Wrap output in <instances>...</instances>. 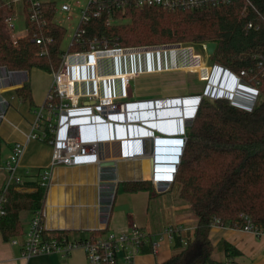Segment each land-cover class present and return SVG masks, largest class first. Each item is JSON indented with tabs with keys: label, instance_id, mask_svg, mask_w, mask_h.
I'll use <instances>...</instances> for the list:
<instances>
[{
	"label": "trees",
	"instance_id": "16d2710c",
	"mask_svg": "<svg viewBox=\"0 0 264 264\" xmlns=\"http://www.w3.org/2000/svg\"><path fill=\"white\" fill-rule=\"evenodd\" d=\"M42 5L45 14L41 25L26 21L27 33L13 39L5 23L13 6L0 0V65L8 70L38 68L52 73L59 68L65 28L54 20V2ZM115 16L128 17L130 21L106 26L105 17L92 18L85 26V39L70 45L69 51L88 49L93 37L99 41L104 37L109 46L116 42L119 47L214 42L212 61L234 74L242 70L258 72V96L251 110L233 105L226 98L200 99L186 127V140L173 177L179 185L180 198L190 204L196 215L197 225L185 245L175 236L177 251L156 263L222 264L212 258L209 230L214 223L242 229L246 216L254 227L264 230V76L256 69L258 63L264 64V0L174 11L127 7ZM32 32L50 38L46 53H40V45L32 41ZM17 94L31 101L29 83L24 82ZM122 185L129 192L152 189L149 181H126ZM20 187L33 190L11 186L5 192L0 233L6 241L22 233L19 211L41 209L47 191L39 182L21 183ZM48 233L67 236L63 231Z\"/></svg>",
	"mask_w": 264,
	"mask_h": 264
},
{
	"label": "crops",
	"instance_id": "0c3cea01",
	"mask_svg": "<svg viewBox=\"0 0 264 264\" xmlns=\"http://www.w3.org/2000/svg\"><path fill=\"white\" fill-rule=\"evenodd\" d=\"M50 2L49 0H42ZM60 14H63L60 10ZM73 17L75 14L73 12ZM73 18V19H74ZM73 21V20H72ZM180 49L178 47L177 51ZM166 52V51H165ZM196 58L198 56H195ZM198 59V58H197ZM113 60V61H112ZM110 62L101 63L98 73H131L127 79L115 77L113 80L99 81L98 88L102 93L112 94L121 90L123 82L137 75L146 73L153 67H164L165 62L149 65L147 58L138 66L127 65L112 71ZM143 63L145 65H143ZM200 69H191V68ZM183 71L191 76L198 74L202 79H210L212 85H219L222 89L210 86L216 96L233 97L237 94L234 86L227 83L225 68L211 73L202 61L182 67ZM204 68L205 75L200 71ZM35 70L34 78L29 77V71L11 77L9 80H0V96L8 101L4 111V119L0 122V164L11 152L15 142L25 140V134L30 131V125L35 119V110L44 102L53 78L52 74ZM153 70V69H152ZM207 70V71H206ZM197 71V73H196ZM194 73V74H193ZM91 75L87 71L84 75ZM29 83L31 101L22 99L17 90L23 87L25 80ZM88 87L94 82H87ZM89 89H93L89 88ZM224 89V90H223ZM241 89V90H240ZM239 92L242 90L238 87ZM128 95L127 86L124 90ZM234 93V94H233ZM213 94V93H211ZM245 93H238L239 98H247ZM247 94V93H246ZM198 95V94H197ZM185 96H177L181 98ZM175 98V97H173ZM173 98L127 100L130 102V114L127 121L121 123L117 118L112 127V135L121 138L103 144V161L114 160L113 167H99V164L80 163L77 165H56L50 171V184L47 187L43 202L45 212L44 225L50 232H65L71 240H81L103 235L111 231H124L131 224H136L153 239H156L163 228L173 226L176 228L180 240L188 241L193 235L197 225V217L191 206L179 196V185L171 182L167 188L158 191L151 184V190L126 191L122 183L126 181L141 180L142 173L149 171V141L139 140L147 137L148 133L165 137H178L186 132V124L181 119L179 103ZM189 99V98H188ZM191 99V98H190ZM188 104L183 100L184 116ZM180 110H175V108ZM167 116V118H162ZM135 128V129H134ZM144 135V136H140ZM124 153L125 156H124ZM52 147L45 141L29 140L26 142L24 154L16 173L23 180L22 183H38L39 174L51 161ZM101 171V174H100ZM6 179V171L0 170V192ZM142 181V180H141ZM144 181V180H143ZM16 189L32 191L33 188H22L13 185ZM28 210L29 216L23 214ZM32 210L19 211V220L28 223L22 225V233L16 238L18 243H11V239L4 240L0 233V264H87L85 253L81 248L75 249L67 256L59 253L39 254L29 258L21 257V245L24 235L29 227ZM209 239L212 244V258L222 264H264V234H256L241 228L213 224L209 230ZM143 252L136 255L132 264H156L168 259L177 250L174 248V238L165 236L160 244L152 249L144 245ZM119 264H126L120 260Z\"/></svg>",
	"mask_w": 264,
	"mask_h": 264
},
{
	"label": "built area",
	"instance_id": "2783aa9c",
	"mask_svg": "<svg viewBox=\"0 0 264 264\" xmlns=\"http://www.w3.org/2000/svg\"><path fill=\"white\" fill-rule=\"evenodd\" d=\"M4 1L8 5L13 6L12 15L7 17L5 21L13 39V19L17 15L14 8L16 4L20 3L22 6L26 33V21L37 26L41 25L45 14L42 9L44 1ZM234 1L240 0H86V4L81 7L79 6V0H73L72 2L62 4L60 10L64 14V21H72L74 18L73 6L80 8L77 17L78 24L71 36L70 46L81 43L85 39V26L92 18L105 17V25L110 26L120 22L121 18L115 15L123 13L127 7H159L171 11L193 10L208 6L228 5ZM54 20L60 24L57 22L56 17ZM247 27L251 28L252 24L248 23ZM31 39L40 45V53H46L45 46L50 41L49 37L40 36L32 32ZM101 39L103 40L99 41L96 37L91 38L88 42V49L84 51L70 52L69 49L64 51L59 68L51 73L53 78L52 84L46 93L43 104L35 110V119L30 125V131L25 134V140L23 142H15L9 155L0 164V170L6 171V179L0 192V217L5 214L3 208V204L6 202L5 192L11 186L20 185L23 182L21 177L17 175L16 170L20 166L27 141L34 139L45 141L52 147L51 161L39 174V184L47 188L50 184V171L52 167L56 165L71 166L80 163H94L98 165L104 160L102 155L103 144L114 140H121V138L112 135L111 127L117 118H121L119 122L125 123L126 116L130 114V102H117L127 97L124 90L128 81L126 84L123 82L121 90L118 93H112L109 96H106V93L104 95L100 89L97 90L96 86H93L94 89L92 90L82 88L79 91L78 85L70 84V87L76 91L73 97L69 94L61 79L63 76L74 79L76 74L75 66L79 64L91 65V59L95 57L120 54L123 50L129 51L126 54L130 57L148 55L162 51L163 46L119 47L116 45V42H113L111 47L106 38L102 37ZM201 46L206 52L205 43H202ZM195 56L197 55H193L194 58ZM217 65L224 68L219 64ZM91 70L92 68L89 72ZM227 70L226 72L230 77L237 79V85L243 88L242 90L246 88L247 91L245 93L247 94H244V96L254 97L253 103L250 105L252 109L258 96L257 88L244 83V81L242 82L241 75L245 73L244 70L240 71L239 74H234ZM22 73H26V70L10 71L5 66L0 65V80H9L11 77ZM25 81L26 79L20 81L19 84ZM108 97L111 99L107 100ZM229 101L238 107L242 106L234 103L231 98ZM7 105L8 101L0 96V122L4 119V111ZM170 138L179 139L181 145L168 146L167 148L171 153L160 156V160H158L160 158L157 156L158 154H155V157H158L156 160L160 162H155L154 172L158 174L154 175L159 176L152 177L151 169L142 173L141 176L142 181L151 182L158 191L164 190L173 182L176 169L172 161L176 152L179 149H183L184 138H186L185 132L183 131L181 136ZM158 167L160 168L158 169ZM171 167L174 168L171 169ZM162 176H166V178ZM44 216L43 207L32 212L29 227L21 245V257L29 258L34 255L49 253H59L61 256H67L75 249L81 248L85 253L87 264H119L120 260L126 264H132L134 257L142 252L144 245H150L152 249H155L165 236L169 238L178 237L177 230L173 226L163 228L158 237L153 239L144 229L136 224H131L124 231H111L87 239L71 240L62 234H49L44 225ZM245 218L247 221L242 229L256 234H264V230L257 229L246 216ZM186 242L181 240L183 245ZM11 243L15 244L18 241L16 238H13L11 239Z\"/></svg>",
	"mask_w": 264,
	"mask_h": 264
},
{
	"label": "rangeland",
	"instance_id": "374dc122",
	"mask_svg": "<svg viewBox=\"0 0 264 264\" xmlns=\"http://www.w3.org/2000/svg\"><path fill=\"white\" fill-rule=\"evenodd\" d=\"M54 2L55 8H56V19L57 22L60 23V25H63L65 28V35L61 43V49L63 51H67L69 47V43L71 41V36L73 32L75 31V28L78 24V15L80 12V8L73 6V12L75 14V18L73 21H64V14H60V7L62 4L67 2H72L73 0H49ZM81 7H83L86 4V0H79ZM15 11L17 13L16 17L13 19L14 28L12 30L13 37H21L25 35V22H24V12L22 9V6L20 3L15 5ZM122 23H128L130 20L128 17H124L123 19H120ZM144 46H163V50L166 52L161 53H151L148 55H138V56H132V57H126L122 58L121 60L116 59V62L114 67L120 70V68H123L127 65H133L138 66L139 63H142L143 56H148L146 62L149 63L150 66L152 64L158 63V60L160 59L161 63L164 61L166 66L164 67H153L149 69L146 73L137 75L136 77H132L128 80L127 84V90L128 95L125 98H122L118 100L117 102H123V101H133V100H141V99H166V98H173L175 103H180V99L183 98L185 102L188 104L187 109L188 113L186 111V115L190 113L191 110L195 107V99L194 97L197 94H201L204 92L206 84L210 81V79H202L199 77L198 74L190 75L189 72L183 71V66L191 64L193 62L198 63L202 61V63L208 67V69H211V73H214L220 68H218V65L216 62L212 61L210 56L203 50L201 44L199 43H192V42H176V43H169V44H152V45H144ZM112 47V46H111ZM132 47H141V46H132ZM180 47V49L177 51L176 48ZM162 49V48H160ZM168 49V50H166ZM173 49V50H172ZM193 55H197L199 57H193ZM113 63V64H114ZM126 64V65H125ZM216 64V65H215ZM143 65H145L143 63ZM259 68L258 71L261 73L262 76H264V64L258 63ZM153 69V70H152ZM191 69H200L199 67L191 68ZM202 72V75H205L204 68H201L200 70ZM207 71V70H206ZM29 77L33 79L35 70L31 69L29 71ZM244 74L241 75L242 82L255 86L256 88H259V79L256 77L258 72H252V71H246L244 70ZM197 73V71H196ZM240 73V72H239ZM224 78H227V83L231 84V86H236L237 79L234 77L227 76L224 74ZM106 83H109L106 81ZM241 90V89H240ZM246 90V89H245ZM245 93L244 91H241ZM241 92L238 93L240 94ZM246 94V93H245ZM214 95V94H213ZM177 96H185L182 98H177ZM185 98V99H184ZM189 98V99H188ZM191 98V99H190ZM248 98V97H247ZM257 99V98H256ZM175 110H180L175 108ZM182 112V109L179 111V113ZM184 121V120H183ZM191 118L187 116L185 119L186 127L190 123ZM192 122V121H191ZM185 127V128H186ZM23 214L26 216H29V211L25 210L23 211ZM26 223H28V219L26 222V219H22V225L24 226Z\"/></svg>",
	"mask_w": 264,
	"mask_h": 264
},
{
	"label": "bare ground",
	"instance_id": "6f19581e",
	"mask_svg": "<svg viewBox=\"0 0 264 264\" xmlns=\"http://www.w3.org/2000/svg\"><path fill=\"white\" fill-rule=\"evenodd\" d=\"M166 50H168V49H166ZM128 52H126V51L123 50V51H121L120 54H115V55L114 54H110V55H106V56H103V57H95V58L91 59V61H92L91 65H86V64L76 65L75 66V72H76V74L74 76V79H71V78H69L67 76H63L62 79H61V81H62L63 84H65L66 89L69 92V94L74 97L76 91L72 87H70V84H76V85H78L79 86V91L82 88H84V89L92 88V86H96L97 90H99V89L101 90L102 87H99L98 88V82L99 81L113 80L115 77H123L122 79H127V78H129L131 76L130 75L131 73H121L120 74V73L117 72L116 74H113V73H105L104 75H101V73H100V76H98L99 75L98 70H99V67H100L101 63L104 62V61L110 62V60H112V59L121 60V58L130 57V56L127 55ZM161 52H165V50L158 51V52H154V53H161ZM114 62H116V60ZM114 65H115V63L112 64V68H113L112 71H114L116 69L114 67ZM88 68H89V70H88ZM91 68H92L91 75H86V74L84 75V73H86L87 71H90ZM87 82H94L95 85L92 83L88 87V83ZM212 86L215 87L216 89H222L221 87H219V85H212ZM238 87L239 86L236 85L234 87V89H233L234 91L236 90L237 94H234L233 93L234 96L233 97H230V98L233 100L234 103H236L238 105H242V106H245V107H250V105L253 103V98L254 97L252 98L251 96H248V98H243V97L242 98H239L238 97ZM106 96H109V94L106 95ZM110 99H111L110 97L107 98V100H110ZM195 106H196V101H195ZM180 107L182 109L181 119H184L187 116L190 117L193 114L194 110H195V107H194L193 110H191L188 115H185L184 116L183 115L184 114L183 102L181 103ZM182 117H184V118H182ZM126 121H127V116H126ZM184 122H185V119H184ZM158 148H160L161 151H162V150H165V148H167V147H165V146H158ZM157 156L160 157L162 155L160 153H158ZM160 159H161V157L158 160H160ZM157 162H160V161H157ZM154 165H155V162H154ZM159 168L160 167H158V169ZM154 174H158V173H155L154 172V167H153L152 177H158L159 176V175H154ZM162 177L166 178V176H162Z\"/></svg>",
	"mask_w": 264,
	"mask_h": 264
},
{
	"label": "water",
	"instance_id": "95a60500",
	"mask_svg": "<svg viewBox=\"0 0 264 264\" xmlns=\"http://www.w3.org/2000/svg\"><path fill=\"white\" fill-rule=\"evenodd\" d=\"M215 46L216 44L214 42H206L205 43V49H206V53L210 56L213 54L214 52V49H215ZM148 58V56H143V58ZM225 68V67H224ZM226 69V68H225ZM227 70V69H226ZM229 71V70H227ZM211 80L206 84V87H205V90L203 93L201 94H198L194 97L195 101H196V106H195V110L193 112V114L190 116L191 118V121L193 120V117H194V114L196 112V109H197V106L199 104V101L200 99L202 98V96H207V97H210V98H226V99H230L229 96H221V97H218L214 94L215 91H217L216 89H214L213 91H211ZM218 88V87H217ZM213 93V94H211ZM185 99V98H184ZM183 102V98L180 99V103L179 105H181V103ZM241 108H244V109H248L250 110L251 108L250 107H244V106H239ZM162 118H167V116H164ZM190 121V123H191ZM189 123V124H190ZM135 129V128H134ZM140 136H144V135H140ZM147 137H140L138 138L139 140H148L149 141V161H150V169L153 170V167L155 168V165H154V162H156L157 158L158 157H155V154H158L160 153L161 155H166V154H170L171 152L169 151L168 148H165V150H162L160 148H158V146H165V147H168V146H172V145H181L179 139H176V138H170V137H165V136H158V135H153V133H148L147 135H145ZM186 140V138H184V141ZM181 152H182V149H179L177 152H176V155L175 157L173 158V163H174V166H175V169L178 165V161L180 159V155H181ZM115 165V161L114 160H108V161H101L99 163V167H106V166H110V167H113ZM174 167H171V169H173Z\"/></svg>",
	"mask_w": 264,
	"mask_h": 264
}]
</instances>
